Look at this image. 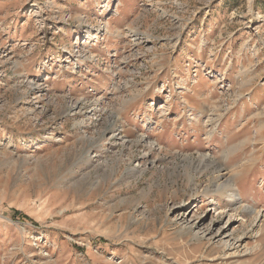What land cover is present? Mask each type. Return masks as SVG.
Listing matches in <instances>:
<instances>
[{"label":"rangeland","instance_id":"374dc122","mask_svg":"<svg viewBox=\"0 0 264 264\" xmlns=\"http://www.w3.org/2000/svg\"><path fill=\"white\" fill-rule=\"evenodd\" d=\"M0 264H264V0H0Z\"/></svg>","mask_w":264,"mask_h":264},{"label":"bare ground","instance_id":"6f19581e","mask_svg":"<svg viewBox=\"0 0 264 264\" xmlns=\"http://www.w3.org/2000/svg\"><path fill=\"white\" fill-rule=\"evenodd\" d=\"M210 122H211V127H212L211 138H213V133H214L215 129H217L219 127L218 126V118L216 120L210 119ZM209 134H210V132H209ZM136 143L137 144H135V145H140L141 142H140V140H137ZM150 150L151 149H149V153L152 152V150L151 151ZM229 150H232V149H229ZM229 150L225 151V154H227L229 152ZM219 166L217 165L216 161L209 160L205 157H200L197 160V162L193 161V162H190V164L188 165V167L194 168L198 175L203 173L204 171H208L209 169H212V172L217 173V171H219V168H220ZM132 173H134V171ZM216 191L221 192V193H223V195H225L224 201L227 203H233V202L239 203L242 201V197L240 195L237 184L235 183L233 177H229L223 183H221L220 185H217ZM247 209H249V208H247Z\"/></svg>","mask_w":264,"mask_h":264}]
</instances>
